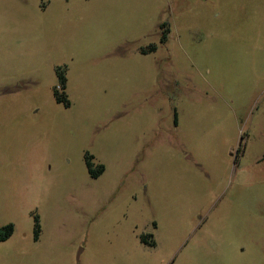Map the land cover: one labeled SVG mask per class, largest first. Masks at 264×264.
Listing matches in <instances>:
<instances>
[{"label": "rangeland", "instance_id": "rangeland-1", "mask_svg": "<svg viewBox=\"0 0 264 264\" xmlns=\"http://www.w3.org/2000/svg\"><path fill=\"white\" fill-rule=\"evenodd\" d=\"M8 223L0 264H264V0H0Z\"/></svg>", "mask_w": 264, "mask_h": 264}, {"label": "trees", "instance_id": "trees-1", "mask_svg": "<svg viewBox=\"0 0 264 264\" xmlns=\"http://www.w3.org/2000/svg\"><path fill=\"white\" fill-rule=\"evenodd\" d=\"M164 24H165L164 22L159 24V27L161 29V37H160L161 42H165L167 40V36H168L167 34L169 32L168 28L164 29ZM155 48H156V46L152 44L148 48V50H154ZM142 51L146 52L145 49H143ZM64 70H65V68H61V67L56 68V73H57V76H58V79H59V82L61 83V85H59L53 89V95H54V98L58 102H63L65 105H68L69 101L66 97V94L64 92H61L58 89L59 87L64 88V86H65L66 77H65ZM175 115H176V113H175ZM175 122H176V117H175ZM86 166H87V169H88V171L92 177H97L104 170V166L102 164H100L97 168H93L89 156H86ZM12 230H13L12 223H8V224L4 225L2 227V230H0V239L7 238L12 233ZM37 230H39L38 224H37Z\"/></svg>", "mask_w": 264, "mask_h": 264}, {"label": "flooded vegetation", "instance_id": "flooded-vegetation-1", "mask_svg": "<svg viewBox=\"0 0 264 264\" xmlns=\"http://www.w3.org/2000/svg\"><path fill=\"white\" fill-rule=\"evenodd\" d=\"M90 158V157H89ZM91 160V159H90Z\"/></svg>", "mask_w": 264, "mask_h": 264}]
</instances>
